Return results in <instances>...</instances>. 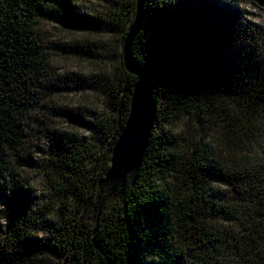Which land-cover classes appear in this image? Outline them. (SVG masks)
Masks as SVG:
<instances>
[{"label": "trees", "instance_id": "16d2710c", "mask_svg": "<svg viewBox=\"0 0 264 264\" xmlns=\"http://www.w3.org/2000/svg\"><path fill=\"white\" fill-rule=\"evenodd\" d=\"M234 1L147 0L132 51L157 117L139 169L100 209L140 80L122 59L136 0H108L105 22L75 18L73 0H0V198L12 201L0 264H264V28ZM42 22L109 41L50 49ZM52 52L108 63L93 87L106 112L58 102L91 86L50 81ZM31 165L61 196L52 228L32 204Z\"/></svg>", "mask_w": 264, "mask_h": 264}, {"label": "rangeland", "instance_id": "374dc122", "mask_svg": "<svg viewBox=\"0 0 264 264\" xmlns=\"http://www.w3.org/2000/svg\"><path fill=\"white\" fill-rule=\"evenodd\" d=\"M73 1L75 4V18L81 19L85 22H93L96 20L97 22L100 20L105 22L107 20L108 11L106 8L108 0ZM230 1L231 0H222V2H226L227 4ZM233 4H238L241 10H243L251 20L264 28V0H238L237 2L234 1ZM39 35L42 43L49 46L50 49L51 47H54L55 44L75 46L77 43L87 46L90 41H96L99 43L109 41V37L96 34L94 30H90L89 28L63 27L47 22H42L40 24ZM102 73H110L108 63L103 64L100 62H94L81 53L70 52L65 53L64 55H59L52 52L49 59L50 81H57V79L61 81L62 79L65 80V78H67L70 84L73 85L76 83L90 84L91 87L88 89L81 88L67 94L63 93L61 97H56L59 103L80 105L83 111H97L99 113L107 111L98 91L93 89L96 84V79H98L99 75ZM51 111L52 110H50V112ZM55 115L56 114H54V116ZM56 122L61 126L63 125L64 127L72 129L73 131H78L79 134L85 136L89 135L88 129L69 126L66 122L63 124L61 123L63 120L58 118L56 119ZM40 145L46 147L44 142ZM41 156L39 158H42ZM25 174L27 175L30 186L34 191V198L31 200L32 204H34L35 208L39 209V207H41V209L46 212L43 215L44 217L46 216L47 225L52 228L54 226V213H52L51 210H46V208L48 205L51 206L54 202H59L61 196H58L56 192L49 187L47 177L43 174L41 168L31 165L26 169ZM11 203L10 193H4L0 198V228L5 227L3 211H5Z\"/></svg>", "mask_w": 264, "mask_h": 264}, {"label": "water", "instance_id": "95a60500", "mask_svg": "<svg viewBox=\"0 0 264 264\" xmlns=\"http://www.w3.org/2000/svg\"><path fill=\"white\" fill-rule=\"evenodd\" d=\"M146 2L147 0H136L135 17L123 41V64L130 74L140 80L134 87L129 116L113 148L110 168L103 181L107 184L113 183L114 186L100 209L119 187L125 188L128 176L139 169L157 117L153 78L132 51L142 29Z\"/></svg>", "mask_w": 264, "mask_h": 264}]
</instances>
